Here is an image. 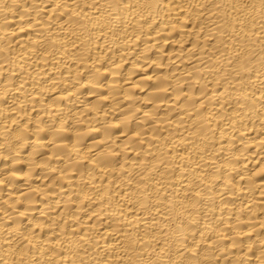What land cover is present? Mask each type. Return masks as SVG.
<instances>
[{
	"label": "bare ground",
	"instance_id": "obj_1",
	"mask_svg": "<svg viewBox=\"0 0 264 264\" xmlns=\"http://www.w3.org/2000/svg\"><path fill=\"white\" fill-rule=\"evenodd\" d=\"M0 264H264V0H0Z\"/></svg>",
	"mask_w": 264,
	"mask_h": 264
}]
</instances>
